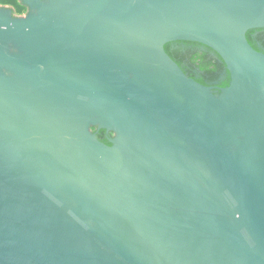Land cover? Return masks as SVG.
Masks as SVG:
<instances>
[{"label": "water", "instance_id": "obj_1", "mask_svg": "<svg viewBox=\"0 0 264 264\" xmlns=\"http://www.w3.org/2000/svg\"><path fill=\"white\" fill-rule=\"evenodd\" d=\"M20 2L0 4V264H264V0Z\"/></svg>", "mask_w": 264, "mask_h": 264}, {"label": "trees", "instance_id": "obj_2", "mask_svg": "<svg viewBox=\"0 0 264 264\" xmlns=\"http://www.w3.org/2000/svg\"><path fill=\"white\" fill-rule=\"evenodd\" d=\"M1 2L10 4L11 0H2ZM13 2L15 1L13 0ZM24 11L23 8L17 5L16 13L21 14ZM251 33L247 34L248 41L255 49L259 50L252 39ZM165 50L186 74L204 85H207V82L211 80H219L221 73L226 68L222 59L213 50L201 44L178 42L166 45ZM213 54L215 57H212ZM229 81L230 77L227 76L222 86L226 87ZM102 136L103 132L99 138ZM102 141L109 144L107 140Z\"/></svg>", "mask_w": 264, "mask_h": 264}, {"label": "flooded vegetation", "instance_id": "obj_3", "mask_svg": "<svg viewBox=\"0 0 264 264\" xmlns=\"http://www.w3.org/2000/svg\"><path fill=\"white\" fill-rule=\"evenodd\" d=\"M1 1L2 0H0L1 5L13 8L15 13H16L17 5L20 6L21 8H23L25 10L24 13H21L19 15H24L27 12V9L21 4L20 0H14L15 2H13V0H11L10 4H4ZM16 14H18V13H16ZM251 36H252L253 41L255 42L256 47L260 51L264 52V28L263 29H256V30L252 31ZM212 57H215V55L213 54ZM225 78H226V71H223L220 75L219 80H211V81L207 82V84L214 87V88H220V87H223L222 84H223ZM102 132L103 131H101L99 133V136ZM110 137H112V135H107L105 132H103V136L100 138V140L101 139L102 140H108V138H110Z\"/></svg>", "mask_w": 264, "mask_h": 264}]
</instances>
